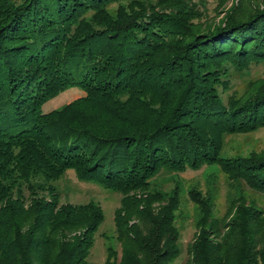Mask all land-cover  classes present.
I'll return each instance as SVG.
<instances>
[{"label":"trees","instance_id":"1","mask_svg":"<svg viewBox=\"0 0 264 264\" xmlns=\"http://www.w3.org/2000/svg\"><path fill=\"white\" fill-rule=\"evenodd\" d=\"M114 1L0 0V264H89L103 214L60 204L54 183L69 170L122 197L121 257L110 249L106 264H168L180 190L159 193L155 178L203 167L247 191L221 218L211 196L189 193L187 263L264 264V209L244 195L264 197V152L221 156L224 136L264 127V92L240 106L221 97L231 70L264 59V0L203 29L166 2L111 18ZM72 89L84 97L43 113Z\"/></svg>","mask_w":264,"mask_h":264},{"label":"rangeland","instance_id":"2","mask_svg":"<svg viewBox=\"0 0 264 264\" xmlns=\"http://www.w3.org/2000/svg\"><path fill=\"white\" fill-rule=\"evenodd\" d=\"M115 0L105 7L109 17L115 18L117 12L124 15L131 11L141 13V8H152L155 12H163L162 6L166 2L165 11L188 9L194 15L192 25L199 29L213 27L228 17L232 12L238 13L245 8L256 6L262 0ZM139 11V12H138ZM197 15V16H196ZM221 97L224 102L234 101L233 106H240L264 92V59L249 63L245 69L231 70L229 82ZM84 94L80 90H67L57 98L50 100L42 107L43 113L59 110L65 104L75 102ZM264 152V127L251 131L246 135L233 134L223 138L221 156L227 160L235 157L248 158L251 154L258 155ZM155 190L162 194L180 190V206L175 213V227L178 231V258L168 264H188L187 251L196 237L198 222L197 207L189 200L190 192H198L202 198L211 196V202L216 208L214 217L221 218L228 209L229 201L233 200L238 189L247 191L242 184L228 182L226 176L216 167H203L200 170L185 171V173H162L155 178ZM60 195V204L82 205L92 203L98 205L103 214V222L93 236L92 247L89 250L87 261L89 264H106L108 251L115 252L120 260L121 248L116 241L114 213L120 208L122 197L112 190H107L99 184L80 182L73 172L66 171L60 180L54 183ZM253 198L260 208L264 209V197L255 194H244Z\"/></svg>","mask_w":264,"mask_h":264}]
</instances>
